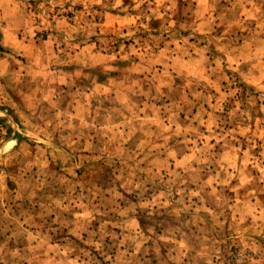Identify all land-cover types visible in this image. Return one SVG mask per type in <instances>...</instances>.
<instances>
[{"label": "rangeland", "instance_id": "rangeland-1", "mask_svg": "<svg viewBox=\"0 0 264 264\" xmlns=\"http://www.w3.org/2000/svg\"><path fill=\"white\" fill-rule=\"evenodd\" d=\"M0 264H264V0H0Z\"/></svg>", "mask_w": 264, "mask_h": 264}]
</instances>
